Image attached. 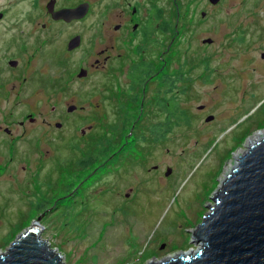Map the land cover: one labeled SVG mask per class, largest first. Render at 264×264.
<instances>
[{"label": "rangeland", "instance_id": "rangeland-1", "mask_svg": "<svg viewBox=\"0 0 264 264\" xmlns=\"http://www.w3.org/2000/svg\"><path fill=\"white\" fill-rule=\"evenodd\" d=\"M166 1L173 9L167 7L163 18L172 27L158 33L154 59L157 68L165 67L161 72L184 79L171 87L158 78L146 97L129 106L125 122L100 117L98 77L82 85L94 92L86 109L93 121L75 117L65 132L64 125L59 132L31 124L30 117L58 119L54 104L67 108L64 102L83 88L75 72L82 59L77 54L60 61L56 55L32 58L26 41L27 50L19 55L25 70L14 75L18 70L8 61L20 42L3 49L7 39L0 36V165L7 169L0 170V243L12 226L21 223L11 235L14 241L37 218L20 212L25 199L16 201L21 191L15 187L25 197V183L22 174L14 175L15 165H45L42 238L64 255V264H149L199 249L193 230L214 205L212 196L236 155L245 154L251 139L264 131V0H160V5L166 7ZM205 38L212 43H203ZM33 74L43 78L41 98L30 93ZM158 97L163 98L155 104ZM176 100L190 122L154 137L151 127L167 120V110L179 116ZM208 115L214 119L206 121ZM21 120L29 124L23 127ZM6 127L14 129L15 138L7 136ZM74 152L93 162L79 169L76 179L70 165ZM93 171L98 174L87 178ZM9 246L3 243L0 254Z\"/></svg>", "mask_w": 264, "mask_h": 264}, {"label": "flooded vegetation", "instance_id": "flooded-vegetation-1", "mask_svg": "<svg viewBox=\"0 0 264 264\" xmlns=\"http://www.w3.org/2000/svg\"><path fill=\"white\" fill-rule=\"evenodd\" d=\"M166 3L165 7L160 5V0H0V36L7 39L3 49H10L12 43L20 42L16 48L17 57L12 55L8 61L11 65V60H20V64L18 61L17 65H11L18 70L14 72V75L25 70L19 55L27 50L26 41L28 43L31 41L32 58L39 55L51 58L50 55L52 57L56 55L60 61L68 60L69 57L77 54L75 58L82 60L81 65L75 67V72L79 71L78 74L81 70L86 72V75L77 77V80L82 82L81 86L101 77L100 86L97 87V84L96 86L94 84L95 88L97 87L96 92L103 97L98 103V106L104 107V115L100 117L105 116L109 121L125 122L131 115L129 106L136 103L140 96L146 97L148 88L152 83H158V78H160V84L171 87L175 81L184 79L182 75L175 76L168 71L161 72L165 67L157 68V61L154 59L158 54V33L169 32L172 27L171 21L163 18L167 7H170L169 10L173 9L172 3L169 1ZM79 7H81L79 12H73ZM242 40L243 38H240L237 41ZM71 43L74 45L73 48H70ZM262 58L264 61V57ZM39 76L40 74L31 75L36 78V83L34 87L31 86L33 91L30 93L37 98L42 96L43 78ZM15 78L18 79L16 76ZM28 78L25 75L23 80ZM21 85L26 89L24 83ZM82 87L79 90L78 86L75 97L64 102L67 108H61L59 102L54 104L53 113L57 114L58 119L35 120L34 117H30L29 122L31 124L40 122L42 126L49 128L55 126L59 132L64 130L62 129L64 125L63 132H65L73 127L75 117L93 121L94 117H90L86 109L90 105L87 101L92 99L94 92H89L92 88L88 90L87 87ZM163 97L167 98L165 95ZM161 98L158 97L155 104ZM171 98L175 99V97ZM59 99L63 101L62 97ZM72 105L76 108L69 110ZM28 124L24 120L20 121L23 127ZM168 130H171V126ZM4 131L8 137L15 138L14 129L6 127ZM81 132L85 133V130L82 129ZM165 132L167 131L164 130L163 134ZM24 134H27L26 130ZM103 148L104 151L107 150L106 145ZM92 163L91 158H79L74 152L70 162L72 176L75 179L78 178L79 169H89ZM3 166L6 165H0V170L6 171L7 169ZM14 171L18 173L14 175L22 174L25 183V197L23 189L15 187L17 191H21L20 196H22V198L19 196L16 201L23 204L22 200L25 199L26 208H19L22 209L20 212L24 213L27 219L34 215L43 225L47 212L44 192L45 165H15ZM96 172L88 174L87 178L98 174ZM73 212L77 213L76 210H72V215H74ZM20 228L21 223L12 226L10 236L6 235L3 243L11 245L13 242L11 235ZM3 243H0V246Z\"/></svg>", "mask_w": 264, "mask_h": 264}, {"label": "water", "instance_id": "water-1", "mask_svg": "<svg viewBox=\"0 0 264 264\" xmlns=\"http://www.w3.org/2000/svg\"><path fill=\"white\" fill-rule=\"evenodd\" d=\"M216 4L220 0H209ZM81 7L73 10L79 12ZM206 11L201 15L205 17ZM205 38L203 43H212ZM70 44V48H73ZM264 57V53L262 54ZM11 65L18 61L11 60ZM86 75L85 70L78 74ZM203 108L204 105H200ZM72 105L69 110H74ZM214 119L208 115L206 121ZM172 172L169 167L166 175ZM214 205L193 230L198 251L149 264H264V137L252 144L212 196ZM43 225L36 219L0 254V264H64V255L42 238Z\"/></svg>", "mask_w": 264, "mask_h": 264}, {"label": "trees", "instance_id": "trees-1", "mask_svg": "<svg viewBox=\"0 0 264 264\" xmlns=\"http://www.w3.org/2000/svg\"><path fill=\"white\" fill-rule=\"evenodd\" d=\"M176 103H178V101ZM177 105H178L179 116H176L175 113L168 111L167 120L165 119L164 122H161L158 125L151 127V133L154 134L153 135L154 137L160 138L158 137L159 135L164 136L163 132L164 130L168 131L169 126L172 127V125L174 126L181 122H185V123L190 122L191 118L189 117V115L184 111V109L180 108L179 103ZM104 150L105 149L102 147V151ZM17 231L19 230H16L15 233Z\"/></svg>", "mask_w": 264, "mask_h": 264}, {"label": "bare ground", "instance_id": "bare-ground-1", "mask_svg": "<svg viewBox=\"0 0 264 264\" xmlns=\"http://www.w3.org/2000/svg\"><path fill=\"white\" fill-rule=\"evenodd\" d=\"M263 133H261L260 132V134H258L256 137H254L253 139H251V141H250V145H252V144H254V143H256L257 141H259L260 139H262L263 137H264V131H262ZM246 153V152H245ZM241 154H243V153H239V154H237L236 155V159H235V161L234 162H232L231 163V165H230V168H229V170H230V172L229 173H227V177H228V175L238 166V164H239V159H240V155ZM240 156V157H239ZM239 158V159H238ZM238 159V161H237V163L235 164V162H236V160ZM227 177H226V179H227ZM225 179V180H226ZM225 180H224V182H225ZM223 182V183H224ZM198 251V250H197ZM197 251H191V252H182V253H180L178 256H176V257H179V256H189V255H193V254H195ZM175 258V257H174ZM166 261V260H165Z\"/></svg>", "mask_w": 264, "mask_h": 264}]
</instances>
